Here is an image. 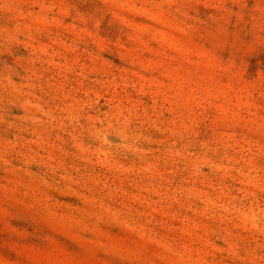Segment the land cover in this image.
Returning <instances> with one entry per match:
<instances>
[{
    "label": "rangeland",
    "instance_id": "obj_1",
    "mask_svg": "<svg viewBox=\"0 0 264 264\" xmlns=\"http://www.w3.org/2000/svg\"><path fill=\"white\" fill-rule=\"evenodd\" d=\"M0 264H264V0H0Z\"/></svg>",
    "mask_w": 264,
    "mask_h": 264
}]
</instances>
